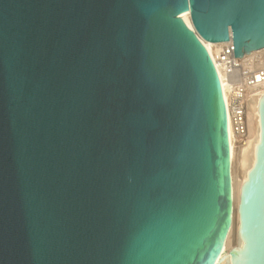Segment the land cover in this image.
Segmentation results:
<instances>
[{
	"label": "water",
	"instance_id": "water-1",
	"mask_svg": "<svg viewBox=\"0 0 264 264\" xmlns=\"http://www.w3.org/2000/svg\"><path fill=\"white\" fill-rule=\"evenodd\" d=\"M229 40L264 49V0H0V264L222 263ZM258 111L230 264H264Z\"/></svg>",
	"mask_w": 264,
	"mask_h": 264
},
{
	"label": "bare ground",
	"instance_id": "bare-ground-1",
	"mask_svg": "<svg viewBox=\"0 0 264 264\" xmlns=\"http://www.w3.org/2000/svg\"><path fill=\"white\" fill-rule=\"evenodd\" d=\"M181 19L188 25L191 24L189 13H185L181 17ZM205 45L207 49L209 50L215 64L217 65V60H216L217 43L205 42ZM263 53H264V49L253 52L249 55H254L264 60ZM217 68H218L219 76L221 80L223 97L226 101L227 109H228V103H229L228 87H227L225 80L223 79V76L221 75L218 65H217ZM263 92L264 90L258 91L257 93L252 94L253 96L247 104L248 106L247 107V133L243 137V139H238L235 136V133L230 123V116H229V111H228L234 214H233V224L231 227L230 234L227 237V240L221 252V255H224L225 258L223 262L220 264H230L231 262L230 256L234 258V252L238 245L239 217H238L237 207L239 204V194H240L241 185L247 179V174L255 162L256 148L260 140V117H259V111H258V101H259L260 95Z\"/></svg>",
	"mask_w": 264,
	"mask_h": 264
},
{
	"label": "built area",
	"instance_id": "built-area-1",
	"mask_svg": "<svg viewBox=\"0 0 264 264\" xmlns=\"http://www.w3.org/2000/svg\"><path fill=\"white\" fill-rule=\"evenodd\" d=\"M216 50L217 65L228 87L230 123L235 136L243 139L247 133V104L252 94L264 90V60L254 55L235 59L231 40L217 43Z\"/></svg>",
	"mask_w": 264,
	"mask_h": 264
},
{
	"label": "rangeland",
	"instance_id": "rangeland-1",
	"mask_svg": "<svg viewBox=\"0 0 264 264\" xmlns=\"http://www.w3.org/2000/svg\"><path fill=\"white\" fill-rule=\"evenodd\" d=\"M264 54V53H263Z\"/></svg>",
	"mask_w": 264,
	"mask_h": 264
}]
</instances>
